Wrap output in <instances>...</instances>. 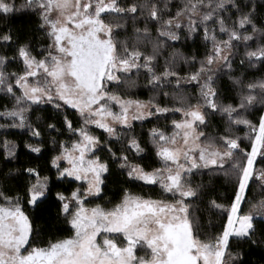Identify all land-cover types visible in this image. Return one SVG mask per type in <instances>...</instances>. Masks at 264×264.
<instances>
[{"label": "snow or ice", "instance_id": "obj_1", "mask_svg": "<svg viewBox=\"0 0 264 264\" xmlns=\"http://www.w3.org/2000/svg\"><path fill=\"white\" fill-rule=\"evenodd\" d=\"M0 25V128L51 152L7 168L0 139V264H264V0H0Z\"/></svg>", "mask_w": 264, "mask_h": 264}, {"label": "trees", "instance_id": "obj_2", "mask_svg": "<svg viewBox=\"0 0 264 264\" xmlns=\"http://www.w3.org/2000/svg\"><path fill=\"white\" fill-rule=\"evenodd\" d=\"M31 18L27 16H16L13 18L12 23L15 25H24L28 24L30 22ZM2 27V25H0ZM176 47L182 48V50L185 53L191 52L193 49H196L199 52H203V49L199 46V42L196 44H192L191 41L188 42L187 45H182L181 43L177 42ZM141 85H143V78H141ZM134 95L139 96L141 99L147 100L151 93L148 91L147 88H144L143 86L141 88H138L134 90ZM8 103V100L4 98L3 93H0V104ZM46 107V106H45ZM42 115V113H40ZM35 120V117L32 118ZM163 121H161L162 123ZM0 123H7V121L0 119ZM157 121L155 118H152L150 120H145L143 122H135V134L140 136L141 138L146 139L147 131L150 127L155 125ZM242 127V126H241ZM93 131L96 132V134L101 135L102 137H105V134L102 130L99 129H93ZM243 131H246L244 129ZM243 131L240 132L241 135H243ZM7 138L10 141H15L19 147L17 148V158H7V168H16L24 164H39L43 165L45 161L48 160L49 156L51 155V152L47 149L42 151L40 154L32 153L29 149L24 147L25 142L37 144L39 141L35 138L31 137L30 130L27 128L20 129V128H0V139ZM246 142V141H245ZM50 147V146H49ZM116 147H119V144L116 145ZM147 152L144 154L143 158L135 157L136 162L148 165L153 164L155 165V157L152 152L151 145H146ZM130 157L133 155L132 153H129ZM6 159L4 155V149L2 145H0V169H5V166L3 164V161ZM259 166V165H258ZM51 175V173H45ZM115 179V177H114ZM121 179H124V177H121ZM203 179L207 180V177H204ZM15 181L10 182V184H15ZM216 184V190L220 195H226L229 186L224 181V178L221 177L215 181ZM131 187L134 191L145 193V194H153L156 195L159 193V189L157 186H149V185H143L141 182H136L134 184L128 185ZM67 187V185L65 186ZM109 189L108 192L109 196H112L114 192L117 191V184L113 183L112 181H109ZM259 189L254 188L252 191L253 196H258ZM207 216L202 215V220L206 221ZM44 225H42L43 227ZM253 259H256V256H253Z\"/></svg>", "mask_w": 264, "mask_h": 264}]
</instances>
